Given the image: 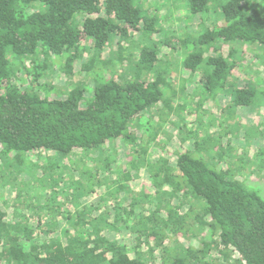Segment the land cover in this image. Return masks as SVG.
I'll use <instances>...</instances> for the list:
<instances>
[{"label":"trees","instance_id":"obj_1","mask_svg":"<svg viewBox=\"0 0 264 264\" xmlns=\"http://www.w3.org/2000/svg\"><path fill=\"white\" fill-rule=\"evenodd\" d=\"M143 1L0 0V160L10 162L0 166V186L14 169L36 182L24 183L7 211L0 198V264H264V197L244 179L253 176L252 154L234 158L210 123L184 131L175 123L184 114L173 122L184 107L165 61L147 46L164 30ZM184 1L199 34L173 44L194 46L183 75H197L210 98L222 94L228 115L259 106L264 92L238 70L246 55L264 66V0ZM132 55L134 78L124 80ZM53 66L68 85L91 78L93 87L57 93L44 79ZM169 124L181 143L174 152L164 143ZM40 152L63 163L27 166ZM254 155L264 164V152ZM184 207L207 233L196 248L179 241L191 235Z\"/></svg>","mask_w":264,"mask_h":264},{"label":"rangeland","instance_id":"obj_2","mask_svg":"<svg viewBox=\"0 0 264 264\" xmlns=\"http://www.w3.org/2000/svg\"><path fill=\"white\" fill-rule=\"evenodd\" d=\"M144 3L145 1H143V8H147V10L150 9V15L154 13V15L158 17L157 19L160 18L159 22L162 24V28L164 30L161 35L157 34L151 40H149L147 46L148 48L157 49V59H159L160 61H165V68H168L166 70L167 74H165L166 82L169 84L173 83L174 89L176 91H179L178 96H181L179 97V101L182 104L181 106L184 107V113L180 111V114L172 116L171 119L173 120V122L178 121L176 116L180 117V115L184 114L182 115L185 117L184 121H180L181 119L179 118V121L175 122L180 124L182 129L185 126L184 131H189L190 129L192 130V128L194 129L197 126L199 127V124H204L206 127L207 124L210 123L212 126L211 128H209V133L216 132V137L214 139L217 140L218 143H221L223 147H231L233 150H235L234 158L238 160H240L238 156L244 157V153H246V151H248L249 153L250 151V153L252 154L251 162L254 163L249 166V171L250 169L253 170V172H251L253 176L247 175L244 178L246 180L245 184L250 189L257 191L260 195H262V197H264V164H259L260 161L257 159V156L254 155L259 151L264 152V95H261L262 103L259 106L256 104L252 107H241L238 109L230 110L233 112L228 115L229 112H226L227 109H225V107H227L229 101L227 99H224V96L221 97L222 94H219L215 98H210L200 86L197 75H194L190 78L183 75L185 71L181 66L182 61L188 53L193 51L194 46L191 43L183 48L180 45H173L179 43L180 40L184 38H187L188 40H193L194 38H196V36L199 34V16H196L197 19H193L194 16H191L189 12L184 10V0H148L145 4ZM207 15L208 13L204 14V17H207ZM204 26L207 27L208 24L206 23ZM202 29L200 33L204 31H202ZM186 34L189 35L184 37ZM139 37V34H137L134 39L136 41V44L138 45H133L135 47L137 46L136 48L140 47V45L144 47V45L146 44V42L140 40ZM131 52L132 49L127 48L122 52V54L127 53L129 55ZM135 58V55H132L128 58L131 63L129 66L125 67L124 75L126 78L124 80H132L134 78L133 64L136 61ZM84 62L85 61H79L74 65V71L78 72L76 73L78 74L76 75L78 76L76 77L77 80H84L85 76L83 71H81L82 64H84ZM239 67L240 69L238 70V74L241 76L242 82H250L254 89L260 91L259 93L264 92V66H259V64L257 65L251 55H246V63H243V65H240ZM53 71L54 72H52L51 74L48 72V75H46L44 79L56 88H61L57 91V93L59 94L60 92L62 93L63 91H68L70 89V86H73L72 88H74L75 86H80L81 88L88 89L86 93H88L93 87V81L91 78L89 79V82L87 81L86 83H81L78 85H68L69 80L65 78V74L61 70H58L57 67L53 66ZM107 75L110 76L109 72ZM163 92L165 93L166 98L171 97L170 95H168L171 91H169L168 89H163ZM86 97H89V95H86ZM259 100L260 96L258 101ZM154 119L156 120L157 117H154ZM185 124H187V126ZM203 127H200L201 131H203ZM164 128L167 133V135H165L164 137V143L166 145L165 148L168 152H174L175 149H178L181 144L178 139L179 135L177 127L169 124ZM158 152L160 151L158 150ZM37 154L33 156L27 155L26 163L27 160H29L32 162V164H34L35 167H40L43 165L49 166V164L55 163H63V160L58 158H53V160L44 159L42 156L43 153L41 152L39 156H37ZM122 155L123 152L121 148L119 155L120 162H122L121 159L125 160ZM10 156L12 157V155ZM212 156L208 153L202 155L203 159L211 169L216 165V162L213 161ZM169 158H173L172 155H169ZM205 158H208V160ZM7 159L8 158H6V160ZM256 163H258V165H256ZM9 164L10 162H6L5 160L3 164L0 160V166H2L3 169L5 165L6 167H8ZM24 165L21 167L22 169L25 168ZM27 166H30V164L27 163ZM36 176V179L40 178V171H37ZM112 178L114 177L111 176V179ZM136 180L135 189L138 190L140 188V185L146 182V179L142 174ZM28 182L32 185L36 183H34L33 180L30 181V177L26 172H17L16 169L12 170L11 176H7V182L4 185L1 184L0 186V198L7 201V206L3 204L1 205L5 211H7L8 207L10 206L9 200L11 196H14L16 192H19V190L24 187L23 184ZM145 185L147 186V184ZM29 188L30 187H28V189ZM187 210L188 207H184L183 209L179 210V214L186 216L187 221L185 223V228H187L192 236L189 235L187 237L180 238L179 241L185 247L188 245L189 247L196 248L199 245L201 246V243L203 241L207 242L205 239L207 233L204 229H199L198 221L194 220L193 214L187 215ZM230 257L233 260L235 258L234 255H231ZM229 261H231V259H229Z\"/></svg>","mask_w":264,"mask_h":264}]
</instances>
